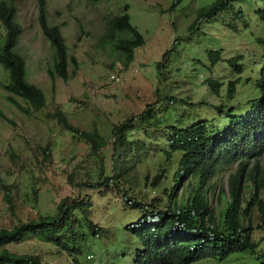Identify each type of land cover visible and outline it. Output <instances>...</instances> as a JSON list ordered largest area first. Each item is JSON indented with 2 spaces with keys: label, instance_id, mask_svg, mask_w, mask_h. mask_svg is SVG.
Returning a JSON list of instances; mask_svg holds the SVG:
<instances>
[{
  "label": "rangeland",
  "instance_id": "1",
  "mask_svg": "<svg viewBox=\"0 0 264 264\" xmlns=\"http://www.w3.org/2000/svg\"><path fill=\"white\" fill-rule=\"evenodd\" d=\"M45 1L49 22L60 26L69 54L76 56L79 69L68 80L57 77L55 83L52 82L48 68L53 66L54 50L39 23L41 0H16L18 21L24 28L17 51L26 59L27 79L44 90L47 105L38 112H23L9 100L8 96L14 94L0 84V111L11 120L0 115V228H12L21 220L37 219L40 214H54L59 202L66 197L71 201L89 197L90 217L107 232L83 247V253L78 256L79 263L38 236L30 235L9 244L8 248L17 253L37 254L43 264H127L134 252V239L127 227L140 216V212L130 208L123 184L120 190L115 184L99 190L90 188L87 183L93 174V179H98L101 168L106 176L116 173L112 127L143 112L148 106L158 108L162 103L168 104V111L173 116L180 112L190 113L185 122L193 116L210 119L216 116L218 126H221L222 116L217 113L216 106L227 102L226 89L235 77L227 59L240 54L243 56L242 64L247 67V73H244L247 76L244 77L255 79L261 70V63L255 62L263 51L257 38L264 37V21L256 13L262 1L246 11L249 24L246 28H243L242 19L235 18L231 12H221L215 22L212 21L213 16L212 19L207 17L192 31L189 27L196 20L199 8L213 0H182L174 9V0ZM126 4L129 5L131 23L145 38V43L135 49L134 59L128 67L123 65L118 52L110 45H100L104 32L103 17L124 13ZM5 34L0 22V44H3ZM209 49H222L223 58L211 70L208 68L211 63L207 56ZM167 50L172 51L165 61L167 67L159 71L158 63ZM72 68L70 64L71 72ZM113 74L118 79H114ZM208 76L224 82L219 94L202 84ZM0 81H8V73L1 65ZM256 94L258 91L253 85L239 82L237 92L227 102L225 110L233 106L247 111L249 105L242 103ZM14 96L22 105L29 106L25 99ZM168 96L189 103L181 101L182 106L179 102H167L165 98ZM202 101L208 105L199 106ZM58 108L64 111L73 125L86 131L97 129L108 139L107 146L100 150L99 155L91 153L87 142L73 139L71 131L58 124L52 116ZM138 134L143 140H148L142 132ZM148 142L150 144L151 141ZM152 142L156 139L153 138ZM157 146H163V143ZM153 152L150 149V153ZM161 162L163 159L153 153L136 167L132 173L139 186L147 175L153 179L161 171ZM116 163L120 166L121 161ZM235 169L233 165L221 170L217 181L227 186ZM165 184L169 186L167 181ZM4 185L10 186L14 209L5 198ZM181 188L175 194H180ZM163 189L164 186L149 188V197H159L167 204V193ZM248 189L247 197H250L252 187ZM218 190L212 196V203L218 204L219 208ZM260 197L264 199V190ZM251 218L253 226L261 222L254 206ZM255 235L262 236V232L256 230ZM261 249H264V238L260 241ZM256 263L252 256H241L228 262L207 259L194 264Z\"/></svg>",
  "mask_w": 264,
  "mask_h": 264
},
{
  "label": "trees",
  "instance_id": "2",
  "mask_svg": "<svg viewBox=\"0 0 264 264\" xmlns=\"http://www.w3.org/2000/svg\"><path fill=\"white\" fill-rule=\"evenodd\" d=\"M181 1L174 0L172 9ZM258 1L213 0L199 8L189 30L196 29L207 17L212 19L213 16L212 21L215 22L221 12H231L235 18L242 19L243 28H246L249 25L246 11ZM260 1L262 6L256 13L264 21V0ZM39 7L42 32L54 50V63L48 68V74L53 83L57 77L68 80L76 75L79 62L75 55L69 54L60 26L50 24L46 1L41 0ZM128 10L129 5L126 4L124 13L106 14L103 17L104 32L100 37V45H110L117 51L125 67L133 61L135 49L145 43L143 34L131 23ZM0 22L6 32L3 44H0V65L8 73V81H0V84L8 92L27 101L28 107L14 95L8 96L23 112L41 111L47 105L46 94L40 86L27 79L26 59L17 51L24 28L18 21L16 0H0ZM231 25L236 28V25ZM257 42L263 47L255 62L261 63L257 78L244 77L247 76L244 74L247 67L242 64L241 54L227 59L235 76L226 89L227 102L234 98L239 82L251 84L258 91V95L242 103L249 105L247 111L235 106L226 111L227 102H222L216 106L217 113L222 116L221 124L223 122L218 126L216 116L211 119L202 116L196 119L193 116L185 122L190 113L180 112L173 116L168 111V104L162 103L158 108L148 106L143 112L112 127L116 173L106 176L101 168L98 179L94 180L93 174L87 183L90 188L99 190L104 186L111 188L112 184L120 190L123 184L130 208L140 212V216L127 227L134 239L133 257L127 264H194L207 259L228 262L241 256H252L258 264H264V249L259 250L260 241L264 238V199L260 197L264 190V37H258ZM171 52L167 50L158 63L159 71L167 67L165 61ZM207 56L211 61L208 66L211 70L223 60L222 49H209ZM70 64L73 65L72 72ZM203 81L202 84L215 94H219L224 83L215 76H208ZM165 100L179 102L180 105L181 101L189 103L174 96ZM198 105L205 107L208 104L202 101ZM0 115L11 121L1 111ZM52 116L63 129L71 131L73 139L87 142L91 153L99 155L100 150L107 146L108 139L97 129L86 131L73 125L60 108ZM139 132L148 140H143ZM153 138L156 142H152ZM148 141H151L150 144ZM161 143L163 146H157ZM150 149L163 159L159 164L161 171L153 179L147 175L139 186L132 172L153 154ZM47 152L45 154L51 156ZM119 160L120 166L116 163ZM233 165L236 169L230 174L227 186L220 184L217 181L219 172ZM159 186H164L167 204L159 197H149V188ZM179 187H182V192L175 194ZM248 187H252L250 197H247ZM4 188L5 198L14 209L10 186L4 185ZM217 188L219 208L218 204L215 206L212 203ZM253 206L261 220L258 226L252 223ZM90 207L89 197L72 201L66 197L59 202L54 214H40L37 219L21 220L12 228H0V264H43L37 254L17 253L8 248L9 244L20 242L30 235L53 243L79 263L78 256L83 253V247L107 232L90 217ZM256 230L261 231L262 236L255 235Z\"/></svg>",
  "mask_w": 264,
  "mask_h": 264
},
{
  "label": "built area",
  "instance_id": "3",
  "mask_svg": "<svg viewBox=\"0 0 264 264\" xmlns=\"http://www.w3.org/2000/svg\"><path fill=\"white\" fill-rule=\"evenodd\" d=\"M112 77H113L114 79H118V76H116L115 74H113Z\"/></svg>",
  "mask_w": 264,
  "mask_h": 264
}]
</instances>
